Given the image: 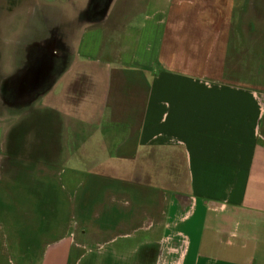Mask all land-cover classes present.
Listing matches in <instances>:
<instances>
[{
  "label": "crops",
  "instance_id": "crops-1",
  "mask_svg": "<svg viewBox=\"0 0 264 264\" xmlns=\"http://www.w3.org/2000/svg\"><path fill=\"white\" fill-rule=\"evenodd\" d=\"M25 2L6 0L5 7ZM71 2L60 0L57 10L44 9L39 17L33 9L31 35L22 39L14 69H0L1 89L24 67L20 49L56 39L61 27L69 33L70 65L41 98L42 121L60 120V138L45 145L44 162L26 165L24 181L0 187V221L11 229L4 235L0 224V264H79L84 257L79 245L100 241L112 244L109 264H264L260 0H144L142 10L152 13L147 25L156 26L155 46L126 24L132 19L113 20L120 0H87L68 21L64 9ZM88 8L105 12L84 22ZM109 20L105 52L92 62L97 58L81 51L87 33L79 40L70 28H105ZM44 24L49 25L40 38L26 46ZM77 41L79 50L73 49ZM152 52L154 60L144 61ZM69 71L73 77L58 100L52 92ZM85 79L86 94L80 86ZM55 102L62 103V114L52 108ZM5 135L0 118V152ZM113 153L121 154L119 160L138 159L126 172L134 175L130 180L119 177L125 166L112 161ZM72 159L73 166L86 169L85 185L91 187L88 205L74 208L78 222L68 221L64 187L53 178ZM40 170L41 177L33 179ZM100 185L105 198L96 196ZM18 190L55 204L35 217L23 210L22 223L15 224L11 206ZM123 198L127 207L120 204ZM47 236L53 239L43 247ZM120 237L125 242L117 244Z\"/></svg>",
  "mask_w": 264,
  "mask_h": 264
},
{
  "label": "rangeland",
  "instance_id": "rangeland-1",
  "mask_svg": "<svg viewBox=\"0 0 264 264\" xmlns=\"http://www.w3.org/2000/svg\"><path fill=\"white\" fill-rule=\"evenodd\" d=\"M125 1L130 3V7H124ZM261 1V8L263 10L264 0H260V2ZM5 2L6 0H0V69L9 71L10 69H14L12 68V66H14V60L18 55L17 50H19L23 42L25 43V41H22V39L31 35V31L28 30L31 29L29 26L32 25L33 20L31 15L34 10L37 9L35 13H37V16L39 17V15L44 12V9H50V7H54L55 10H57L59 6H61V4L59 3L60 0H26V2L24 3L25 5L22 4V6H17V8L13 7V9H10L5 7ZM86 2L87 0H73V2L67 4V7L64 9V12L66 13L65 19L69 21L75 16L78 17L80 12L79 9L85 6ZM144 5V0H120L119 4L117 5V9L113 13V20H116L118 22L119 20H117V18H120L121 15L124 16V22L132 19L131 22L128 21L126 24H131V29L133 32L140 31V33H143L140 36H142L144 39L146 37H149V39H151V45L155 46L153 37L155 34L156 26H153V24L147 25L148 23H152V21H147V16L152 17V13L151 11L148 12L146 10H142L145 7ZM262 10L260 12V15L262 16L263 21L264 10ZM158 19L159 18H157V20ZM72 21L77 20L74 19ZM111 24L112 21L109 20L107 23H105V28H87L81 30H79L80 26H77V24H73V26H71L70 30H72V33L77 32L79 34V40L85 33H87L86 40L83 42V48L81 51L83 54H88L87 56H94L95 58H97L92 59V62H96V60H99L98 62H100L101 56L105 52V39L111 36H109ZM145 25H147L146 29ZM79 45L80 41H77L75 44H73V49L79 50ZM139 53H144V48H142L141 46ZM154 54V52L147 53L144 56V61L147 62L154 60ZM153 73L154 70L149 73L150 78L153 76ZM73 74L74 72L72 73L71 71H69V73H67L60 80V82L53 90L52 93L56 98H58V100H62V97L66 92L67 85L71 81ZM84 81L86 84H84V86L80 84V86H82L81 88L84 93H87L88 81H86V79ZM84 93L83 95L85 96L86 93ZM45 106V99H39L38 101H36V103L33 104V106L25 108L21 111H14L10 108L1 107L0 105V118L2 119L6 127V135L3 143V148L0 152V183L2 182L3 185H1L0 187L3 188L5 184L10 185L14 180L16 182L24 181V176L26 172L28 173L26 165H28L29 163L32 164V162L35 160L36 163L33 164H38L39 162L41 163L43 161L42 154L44 153V150H46L45 145H53L56 141H58V138H60L61 131L63 130V125L60 120L53 119L50 123H47L44 120L42 121L43 114L44 112L46 113V111H44ZM54 106L55 107L52 108H55L56 111L62 114V103L55 102ZM118 107H120V105H118ZM46 142L48 143L46 144ZM21 145L26 147V151L22 152L21 149V151L16 154L17 147L21 148ZM43 146H45V148ZM17 156H20L19 159L17 158ZM65 156L68 155H64V157ZM111 156L112 161L114 160L113 162L115 164H124L125 166V169L120 171L119 177H122L125 180H130L129 178H131V176L134 177V175H127L126 172H131L127 170L130 168V166H133L134 161H138L137 158L133 159L131 155H124L121 160H119L118 157L121 156V154L119 153H113V155ZM73 164L77 163L72 159L64 163V165H61V167H59L58 171L56 172V176L54 175L53 178L57 180V183L59 182L58 180H60L59 183L64 187V194H62L61 196L64 199L66 207L65 213L67 214L68 221L70 220V222H72L76 220V222H78V218L76 217L78 215L75 214L74 208L76 205H78L79 207L80 205H82L83 208L88 205V197H90L91 195L89 193V191H91V187L89 185H85L86 182L84 180L86 175L84 176V174L86 169H78V167L73 166ZM41 166L42 165H40V167ZM41 172L42 171L40 170L37 172L38 174L33 175L31 173L32 175H30L34 177L33 179H37L41 177ZM70 179H72L73 181H71ZM93 184L94 188L96 187V185L98 186V183ZM100 187L102 186L100 185L97 188L96 196L105 198L106 194L99 192ZM16 193L17 200L15 202L17 204L13 201L11 206V208L16 210L15 217L13 216L12 218V220L15 221V224L17 222L22 223L23 219L21 218L20 214L23 210L26 211L25 214H28V211H30L33 217H35L39 215L38 211L40 209L41 211L46 210L45 205L51 203L52 206H54L55 204V199L48 200L46 196L42 197L41 200H39L37 196L32 195L30 197V195H27L26 192L21 190H18ZM120 200V204L122 206H128L129 202L125 201V198ZM2 206L7 209L4 204ZM8 208H10V206ZM11 208L10 210L11 212H13V209ZM37 221L38 220L36 218V222L34 223L35 227L38 226ZM6 222L7 220H3L4 224H6ZM1 226L5 229L3 230L4 235L9 232L8 230H11L8 227L9 225L4 226L1 224ZM52 239L53 237L49 236L46 242H43V247L46 243L51 242ZM117 241V244L125 242V240H122L121 237L118 238ZM10 242H12L11 237ZM7 243L9 244V241H7ZM111 245L110 243H105L103 241H100L98 243L79 245V250H81L80 253L84 254L83 260L81 261L80 259L79 264H109L110 261L107 260L108 258L106 257L110 253L109 248H111ZM41 253L42 251H38V255H41ZM16 261L19 260L16 259ZM112 262L114 263V261ZM15 264L21 263L16 262Z\"/></svg>",
  "mask_w": 264,
  "mask_h": 264
},
{
  "label": "water",
  "instance_id": "water-1",
  "mask_svg": "<svg viewBox=\"0 0 264 264\" xmlns=\"http://www.w3.org/2000/svg\"><path fill=\"white\" fill-rule=\"evenodd\" d=\"M23 69L7 77L0 89V105L14 111L33 106L49 92L68 69L70 59L60 57L46 42H38L25 50Z\"/></svg>",
  "mask_w": 264,
  "mask_h": 264
},
{
  "label": "flooded vegetation",
  "instance_id": "flooded-vegetation-1",
  "mask_svg": "<svg viewBox=\"0 0 264 264\" xmlns=\"http://www.w3.org/2000/svg\"><path fill=\"white\" fill-rule=\"evenodd\" d=\"M260 3L262 5V1ZM102 7L103 6H101V8ZM101 8L100 9H97V10L96 9H93V8H88L87 10H85L82 13V19H83V21L84 22L95 21V19H97L98 17H100L101 14H104V12H105ZM48 25L49 24L42 25L41 30L40 31H37L36 33H34L32 39L29 40L25 45L26 46L28 44L30 45L31 43H33L35 41V39L38 40L40 38L42 32L44 31V29H46L48 27ZM52 26H51V28H53ZM64 28L61 27L59 37H56V39H55V37H52L51 38V40L48 42V46H51V47L55 48L56 51H57V53L59 54L58 56H60V57H68L69 58L70 57V49H69V46H68L69 33L67 32V34H66V32H64ZM36 43H38V42H36ZM24 53H25L24 49L23 48L20 49V56H21L20 64H22L21 62H23V60H25L23 58ZM21 149H22V152L23 151H26V147L23 146V145H21L20 151H21Z\"/></svg>",
  "mask_w": 264,
  "mask_h": 264
}]
</instances>
